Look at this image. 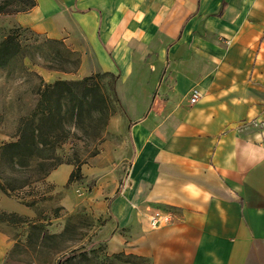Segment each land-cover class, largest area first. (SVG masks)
Instances as JSON below:
<instances>
[{
    "label": "crops",
    "instance_id": "obj_1",
    "mask_svg": "<svg viewBox=\"0 0 264 264\" xmlns=\"http://www.w3.org/2000/svg\"><path fill=\"white\" fill-rule=\"evenodd\" d=\"M35 1L10 24L89 47L131 140L126 168L52 171L60 205L101 209L130 264H264V0ZM156 211L172 221L154 229ZM12 246L0 231V264Z\"/></svg>",
    "mask_w": 264,
    "mask_h": 264
},
{
    "label": "rangeland",
    "instance_id": "obj_2",
    "mask_svg": "<svg viewBox=\"0 0 264 264\" xmlns=\"http://www.w3.org/2000/svg\"><path fill=\"white\" fill-rule=\"evenodd\" d=\"M14 31L21 51L0 69V153L19 140L24 123L40 112L46 92L57 119L45 131L59 136L56 160L46 169L56 163L126 168L132 150L126 113L116 95L118 76L103 71L89 47L49 40L0 16V42ZM57 83L64 86L55 88ZM39 171L35 161L23 170L29 185L17 196L0 192V231L13 244L5 264H128L122 254H108L99 234L101 209L80 205L67 211L47 178L37 179Z\"/></svg>",
    "mask_w": 264,
    "mask_h": 264
},
{
    "label": "trees",
    "instance_id": "obj_3",
    "mask_svg": "<svg viewBox=\"0 0 264 264\" xmlns=\"http://www.w3.org/2000/svg\"><path fill=\"white\" fill-rule=\"evenodd\" d=\"M36 6L35 0H0V16L8 17L19 13L30 11ZM23 29V28H18ZM21 51V45L17 39L16 31L11 33L0 42V69L6 67L10 61ZM64 86L57 83L55 88ZM117 95V93H116ZM118 97V96H117ZM53 102L50 101L47 93L44 92L40 103V112L32 115L22 126L19 140L15 143L6 144L0 153V192L7 197L17 196L16 194L24 190L29 185V179L22 178L23 170H27L32 162L41 168L37 174V179L47 178L49 174L56 170L61 163L51 164L46 169V164L54 162L56 148L59 143L58 135H50L45 128L53 126L56 122V115L52 112ZM52 162V163H53ZM10 172L6 173L5 168ZM45 167V168H44ZM83 179L81 168L74 169L70 176L69 184L79 182ZM32 206V203H24ZM121 255V254H119ZM119 255H116L119 256ZM128 264L135 262L129 257Z\"/></svg>",
    "mask_w": 264,
    "mask_h": 264
},
{
    "label": "built area",
    "instance_id": "obj_4",
    "mask_svg": "<svg viewBox=\"0 0 264 264\" xmlns=\"http://www.w3.org/2000/svg\"><path fill=\"white\" fill-rule=\"evenodd\" d=\"M200 98V94L195 91L191 97V104H195ZM172 221V216L168 213H164L161 211H156L150 216V224L151 226L156 229L162 225L169 224Z\"/></svg>",
    "mask_w": 264,
    "mask_h": 264
}]
</instances>
